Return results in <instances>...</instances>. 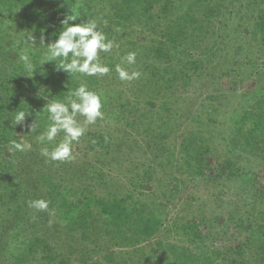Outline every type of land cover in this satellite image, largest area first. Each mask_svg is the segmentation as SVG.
I'll list each match as a JSON object with an SVG mask.
<instances>
[{"label":"trees","instance_id":"16d2710c","mask_svg":"<svg viewBox=\"0 0 264 264\" xmlns=\"http://www.w3.org/2000/svg\"><path fill=\"white\" fill-rule=\"evenodd\" d=\"M70 14L119 44L100 54L108 75L44 63ZM130 51L137 62L124 66L141 77L121 81L114 65ZM222 77L242 103L219 123L205 109L225 98L201 97ZM82 82L103 93L104 118L73 160L51 161L41 149L63 133L39 140L46 105ZM192 88L197 108L177 111ZM21 110L30 115L15 124ZM198 183L219 209L199 203L168 226L175 196ZM41 198L46 211L28 206ZM230 229L244 236L237 249L205 242ZM0 264H264V0H0Z\"/></svg>","mask_w":264,"mask_h":264},{"label":"clouds","instance_id":"9594fccd","mask_svg":"<svg viewBox=\"0 0 264 264\" xmlns=\"http://www.w3.org/2000/svg\"><path fill=\"white\" fill-rule=\"evenodd\" d=\"M79 18L76 14L67 15L62 21L63 30L59 32L58 38L54 42L47 43V53L45 61H54L56 70H63L67 73L80 74L85 77L101 78L113 71V68L104 63L101 53H111L114 48H119V44L114 38H109L107 33L98 25L96 20H81L74 23ZM71 22V23H70ZM36 43L34 35L27 37ZM41 40L44 41L43 36ZM40 40V41H41ZM25 66L31 69L32 63L28 54L20 57ZM58 61V62H57ZM137 62V52L130 51L123 57L121 62L114 65V71L121 81H132L141 77V72L131 70L124 65L133 66ZM104 106L103 93L90 89L87 83H80L74 90H69L63 100H53L46 105L47 127L40 132L39 140L52 143L57 140L59 133H63V138L55 143L49 150L48 147L41 149V155L51 161L67 162L75 158L73 143H79L80 138L86 132V126L94 124L97 119H103L102 111ZM30 115L27 111H19L15 116V124H23L26 117ZM83 117V122L78 120ZM36 121L30 125L32 131ZM12 148L18 151H25L24 144L15 140L10 142ZM95 143V141H93ZM30 208L37 211H46L49 201L41 198L28 202Z\"/></svg>","mask_w":264,"mask_h":264},{"label":"rangeland","instance_id":"374dc122","mask_svg":"<svg viewBox=\"0 0 264 264\" xmlns=\"http://www.w3.org/2000/svg\"><path fill=\"white\" fill-rule=\"evenodd\" d=\"M220 43V42H219ZM228 46V45H227ZM223 48V47H222ZM231 47L228 46L224 51L222 52V56H224L226 53H228L231 49ZM259 73H263V69L259 68ZM260 75H258L256 78H258ZM234 79V77H232ZM232 78L229 77H222L218 78L217 82L215 85L211 86V88H204L203 92L205 94L202 95V93L197 90V89H189L188 92L182 91L181 97L185 99V102H179L176 104L175 108L177 111L184 109L185 107L188 108L190 105L196 106L194 101H200V97L202 95V99H204L207 95H212V92H216L214 95L215 97L223 96L225 99H222L220 101H217L215 105H209L205 109L206 112H211L214 114V116L218 119L219 123L223 122L224 120H227L230 118L232 115L235 114L236 110L235 108H240L241 107V99L239 98L238 93H234L232 90L233 86H231V80ZM257 83V81L255 82ZM198 87V85H197ZM227 98V99H226ZM175 102V100H174ZM191 106V107H192ZM185 108V109H186ZM242 109V108H241ZM160 177L158 175V182L160 180H164L163 173L162 171L159 172ZM165 176H168V174H165ZM157 184V183H156ZM210 186L201 185L198 183L196 186L195 184L190 185L188 187V190L185 192L181 191L179 192L175 197L177 198V201H174L170 206H169V219L170 221L166 223L168 226L173 225L174 219L176 216H186L188 213L193 212L197 204H205L203 208L207 211L210 209V207H214V209H219V207H215L213 204L214 200L211 196L210 193L213 192V190H210ZM210 190V191H208ZM151 191L155 192L156 187L151 188ZM229 192V190H227ZM152 194V193H150ZM234 193L229 192L227 195L228 197H231ZM202 230L205 231V229ZM227 232V231H225ZM209 233V232H205ZM237 234V233H236ZM234 234L233 230H229L227 234L221 233L218 237L215 238V240L209 239L205 242L211 246V248L216 249L218 248L219 250H224L228 248L227 246H234L235 249L238 248V246L242 243L241 241H244L243 237H238ZM244 235V234H243ZM198 246H202V243L199 241L197 243ZM196 245V246H197Z\"/></svg>","mask_w":264,"mask_h":264}]
</instances>
